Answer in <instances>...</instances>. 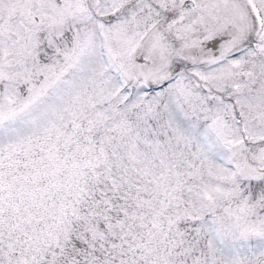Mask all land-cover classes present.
I'll use <instances>...</instances> for the list:
<instances>
[{"label": "snow or ice", "instance_id": "snow-or-ice-1", "mask_svg": "<svg viewBox=\"0 0 264 264\" xmlns=\"http://www.w3.org/2000/svg\"><path fill=\"white\" fill-rule=\"evenodd\" d=\"M0 264H264V0H0Z\"/></svg>", "mask_w": 264, "mask_h": 264}]
</instances>
